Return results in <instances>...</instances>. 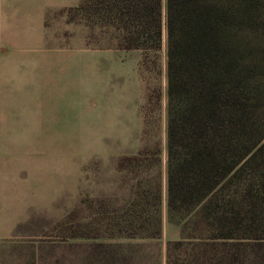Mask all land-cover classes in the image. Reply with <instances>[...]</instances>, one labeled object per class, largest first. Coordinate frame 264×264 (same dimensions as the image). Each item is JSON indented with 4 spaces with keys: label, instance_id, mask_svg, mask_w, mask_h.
I'll return each instance as SVG.
<instances>
[{
    "label": "trees",
    "instance_id": "trees-1",
    "mask_svg": "<svg viewBox=\"0 0 264 264\" xmlns=\"http://www.w3.org/2000/svg\"><path fill=\"white\" fill-rule=\"evenodd\" d=\"M63 11L144 63L167 46V206L181 239L166 264H264V0H80ZM137 198L79 236L160 238L159 186Z\"/></svg>",
    "mask_w": 264,
    "mask_h": 264
},
{
    "label": "rangeland",
    "instance_id": "rangeland-1",
    "mask_svg": "<svg viewBox=\"0 0 264 264\" xmlns=\"http://www.w3.org/2000/svg\"><path fill=\"white\" fill-rule=\"evenodd\" d=\"M47 24L56 38V109L42 112L40 143L25 141L33 126L8 127L20 142L4 144L11 157L0 168L33 157L0 171V264H166L168 243L181 239L167 206V46L144 63L141 51L117 49L113 33L91 32L63 10ZM83 42L89 51L80 53ZM38 152L55 158L37 164ZM140 153L141 163L119 167ZM154 154L159 161L151 166ZM150 183L160 190V238L79 236L90 220L106 228L125 215Z\"/></svg>",
    "mask_w": 264,
    "mask_h": 264
},
{
    "label": "crops",
    "instance_id": "crops-1",
    "mask_svg": "<svg viewBox=\"0 0 264 264\" xmlns=\"http://www.w3.org/2000/svg\"><path fill=\"white\" fill-rule=\"evenodd\" d=\"M77 2L78 5L80 0ZM75 4L56 5L50 0H0V159L11 157L4 144L20 142L18 135L9 134L11 125L22 122L33 126L32 138L29 135L23 139L41 142L42 112L56 109L57 49L56 38L49 32L48 16ZM81 45L80 53L89 51L86 42ZM32 157L29 154L11 158L0 171L17 168L22 165L19 159L32 160ZM53 158V153L38 152L34 156L37 164Z\"/></svg>",
    "mask_w": 264,
    "mask_h": 264
}]
</instances>
